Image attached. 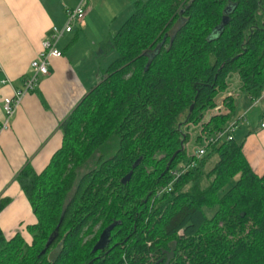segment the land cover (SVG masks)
Wrapping results in <instances>:
<instances>
[{"label": "trees", "instance_id": "obj_1", "mask_svg": "<svg viewBox=\"0 0 264 264\" xmlns=\"http://www.w3.org/2000/svg\"><path fill=\"white\" fill-rule=\"evenodd\" d=\"M130 1L118 56L65 121L62 147L19 175L37 222L31 240L0 227V264H264V174L242 142L205 144L199 157L183 129L202 123V140L231 123L232 96L204 119L233 74L262 97L264 0Z\"/></svg>", "mask_w": 264, "mask_h": 264}, {"label": "crops", "instance_id": "obj_2", "mask_svg": "<svg viewBox=\"0 0 264 264\" xmlns=\"http://www.w3.org/2000/svg\"><path fill=\"white\" fill-rule=\"evenodd\" d=\"M80 2L0 0V122L4 118L3 98L23 87L30 64L41 52L52 28L65 27L67 10ZM134 11L135 5L130 0H88L83 21L77 23L72 32L64 34L58 43L63 55L51 58L50 74L41 79L35 91L24 97L11 128L1 134L0 200H5L6 204L0 211V227L7 239L21 233L31 240L27 226L36 223L37 218L19 175L28 165L36 172L43 171L62 147L65 121L105 77L116 58L113 55L114 35ZM5 80L11 81V85L4 83ZM242 86L239 75L233 74L227 90L218 96V107L208 110L204 121L216 114L217 109L225 112L224 99L232 96L235 111L231 122L236 120V115L242 117L238 113L241 105L250 109L256 103L262 123L264 98L252 101ZM255 125L257 132L252 130ZM249 126L251 131L239 127L235 139L243 141L245 156L253 170L263 175L264 128L258 123H249ZM191 128L188 129V149L194 140ZM201 128L196 133V141L201 136ZM202 144L199 143V147Z\"/></svg>", "mask_w": 264, "mask_h": 264}, {"label": "built area", "instance_id": "obj_3", "mask_svg": "<svg viewBox=\"0 0 264 264\" xmlns=\"http://www.w3.org/2000/svg\"><path fill=\"white\" fill-rule=\"evenodd\" d=\"M88 0H81L80 4L74 8H70L67 10V22L65 27L59 28L54 26L51 30V35L48 36L43 42V47L41 52L32 60L30 64L29 74L23 80V87L15 89L13 94L5 96L3 98V113L4 118L0 122V136L3 132L9 130L11 128L12 119L20 107L24 97L29 93L35 91L41 79L50 74V65L52 57H61L63 55L62 50L58 47V43L60 39L66 33H70L73 31L75 25L83 21L86 16V7ZM1 69V65H0ZM11 81L5 80L4 83H10ZM264 98V93L260 99ZM259 99V100H260ZM257 100V101H259ZM239 119L234 120L228 126L223 129H220L214 133H206L204 135L203 146L198 147L195 152L199 157H202L206 154L207 150L205 148V144H217L221 141H232L235 139V133L239 128ZM262 128H264V117L262 119ZM196 164L193 162L189 164L187 167H193ZM186 168H182L180 170H174L173 181L166 189L162 191H170L172 188V184L179 178V176L185 172Z\"/></svg>", "mask_w": 264, "mask_h": 264}, {"label": "rangeland", "instance_id": "obj_4", "mask_svg": "<svg viewBox=\"0 0 264 264\" xmlns=\"http://www.w3.org/2000/svg\"><path fill=\"white\" fill-rule=\"evenodd\" d=\"M114 27H115V25H114ZM113 55L116 56V57L118 56V53L116 52V50L113 51ZM250 104H251V102H250ZM243 105H241L240 109L238 110V113L242 114L241 116L242 117L244 116V117L243 118L242 117H239V116L237 117V115H236V117L234 119H239L238 120L239 121V127L243 128L244 131H246V130H250V126L248 127L249 123H253V124L254 123H258V124H261V122H259L260 119H261V117H260L261 116V111H259L258 107L255 108L256 105H257L256 103L250 109H247V105H244V106ZM242 107H243V109H242ZM256 126L257 125L253 126V129H252L253 132H257V129H256L257 127ZM200 127H201V125H198L197 126V125H192V124H188V125H184L183 126V129H184V132L185 133H187V132L189 133V130L188 129L191 128L190 132L194 136L193 137L194 140L192 139L191 149H188L190 152L196 151L198 149V147H199V143L202 144V143L206 142V140L204 141V139H202V140H199L198 139V141H196V133L199 132V130H200L199 128ZM238 141L239 142H243L240 139ZM192 146H194V147H192ZM98 156H99V152H97L90 159V161L86 164L85 167H82V168L79 169V175L80 176L95 166V163H96V160H97ZM101 226H102V224H99L98 226H96V230L98 231L101 228ZM59 248L60 247L55 248L53 250V252L51 254V258H54L57 255V253L59 251Z\"/></svg>", "mask_w": 264, "mask_h": 264}, {"label": "water", "instance_id": "obj_5", "mask_svg": "<svg viewBox=\"0 0 264 264\" xmlns=\"http://www.w3.org/2000/svg\"><path fill=\"white\" fill-rule=\"evenodd\" d=\"M191 110H192V109H191ZM112 228H113V227L111 226V227H109V228H107V229H105V230L103 231V233H102V235H101V237H100L99 242H98L97 245L95 246V249H96V250H98V249H100V248L103 247L104 242H105L106 239L109 237ZM52 241H53V238H51V239L49 240V242H48L47 245H46V248H49V247L51 246Z\"/></svg>", "mask_w": 264, "mask_h": 264}]
</instances>
